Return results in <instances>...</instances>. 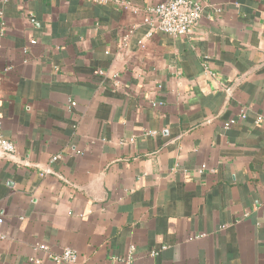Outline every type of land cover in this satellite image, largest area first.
<instances>
[{
  "label": "crops",
  "instance_id": "crops-1",
  "mask_svg": "<svg viewBox=\"0 0 264 264\" xmlns=\"http://www.w3.org/2000/svg\"><path fill=\"white\" fill-rule=\"evenodd\" d=\"M121 1L0 0V264H264V0Z\"/></svg>",
  "mask_w": 264,
  "mask_h": 264
},
{
  "label": "built area",
  "instance_id": "built-area-1",
  "mask_svg": "<svg viewBox=\"0 0 264 264\" xmlns=\"http://www.w3.org/2000/svg\"><path fill=\"white\" fill-rule=\"evenodd\" d=\"M94 2L104 3L111 0H93ZM119 3L124 9H133L131 2L114 0ZM210 3V0H154L153 3L144 9L143 22L148 26V35H153L156 32H166L173 36L188 37L193 33L195 25L203 16L205 7ZM36 44V40H32ZM101 73H103L101 71ZM73 105L76 102H72ZM242 118L246 117L245 112L241 114ZM260 122V118L257 120ZM230 124H228L229 126ZM0 122V152L14 153L15 143L8 139L2 130ZM134 138H131L133 141ZM60 155L52 157L51 161L57 160ZM3 219L0 218V227ZM0 236L4 235L0 231ZM41 249L48 251L47 246H41ZM50 257L58 264H78V252L70 247L63 250L61 254L49 253ZM37 263L40 260H36Z\"/></svg>",
  "mask_w": 264,
  "mask_h": 264
},
{
  "label": "water",
  "instance_id": "water-1",
  "mask_svg": "<svg viewBox=\"0 0 264 264\" xmlns=\"http://www.w3.org/2000/svg\"><path fill=\"white\" fill-rule=\"evenodd\" d=\"M256 69H254V70H251L249 73H252V72H254ZM244 78H246V76H243L242 78H241V80L242 79H244ZM240 80V81H241ZM1 154H3V155H9V154H12V153H4V152H0Z\"/></svg>",
  "mask_w": 264,
  "mask_h": 264
}]
</instances>
